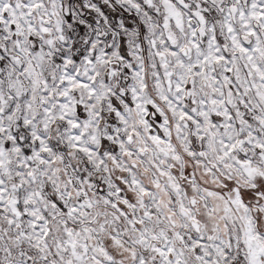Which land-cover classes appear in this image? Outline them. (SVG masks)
I'll list each match as a JSON object with an SVG mask.
<instances>
[{"label":"snow or ice","instance_id":"6c2138e0","mask_svg":"<svg viewBox=\"0 0 264 264\" xmlns=\"http://www.w3.org/2000/svg\"><path fill=\"white\" fill-rule=\"evenodd\" d=\"M0 264H264V0H0Z\"/></svg>","mask_w":264,"mask_h":264}]
</instances>
